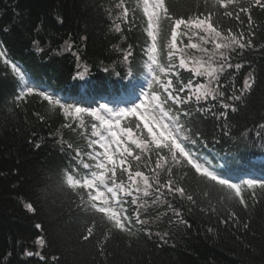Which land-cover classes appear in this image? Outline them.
I'll use <instances>...</instances> for the list:
<instances>
[{"label": "trees", "instance_id": "16d2710c", "mask_svg": "<svg viewBox=\"0 0 264 264\" xmlns=\"http://www.w3.org/2000/svg\"><path fill=\"white\" fill-rule=\"evenodd\" d=\"M119 2L0 0V47L23 67L34 85L52 94L81 98L93 93L98 98L118 99L132 93L124 85L140 78L144 52L150 44L142 5L138 8L137 0H125L124 7L129 9L125 18L123 9L116 7ZM165 4L171 19L159 22L158 59L162 65L174 67L169 75L161 76L162 81L207 84V77L191 71V61L188 68H181L179 60L184 53L208 59L197 49L186 47L190 40L209 53L214 45L203 44L198 35H183L188 31L183 25L176 49H170L169 44L175 19L207 15L214 11L212 0H165ZM229 10L237 9L230 6ZM250 14L251 23L245 13H240L239 20L220 17L221 30L230 28L252 41L251 47L228 52L231 67L226 66L219 83L211 85L224 95L198 103L193 98L174 106L190 113L182 115L181 121L192 134H199L196 146L219 153L227 165V171L220 172L235 177L239 174L233 170L236 164L253 163L257 157L264 163V129L259 127L264 125V8L253 5ZM169 51L176 53L171 59ZM80 73L84 79L79 78ZM249 74L255 82L241 95ZM187 94L188 90L180 93ZM234 95H241V100L230 99ZM225 103L237 110L224 108ZM221 112L227 115L221 116ZM81 118L83 124L81 119L66 117L37 93L18 99L17 81L0 59V264H264V189L259 187L243 188L242 205L237 197L222 198L219 185L190 167L175 166L172 178L195 202L166 188L161 189L163 195L144 196L134 190L133 196L120 193L130 217L135 216L139 204L147 203L140 209V219L147 223L140 225L133 219L130 233L115 229L103 214L83 204L64 183L69 170L86 171L73 159L75 149L91 163L87 153L93 149L88 143L97 139L91 133L92 124L98 121L86 113ZM134 123L135 118L128 117L121 126H133L138 138L140 130ZM122 138L134 155L140 154L126 136L122 134ZM96 151H102L99 145ZM155 159L154 155L150 161L144 157L141 164L140 170L150 177L153 173L144 163L154 168ZM120 179L130 183L117 169V182ZM166 179L167 173L161 172V184ZM157 195L160 199L154 204ZM134 198H138L137 204H131ZM27 203L35 211H29ZM88 228H92L91 236ZM40 239L43 245L38 243Z\"/></svg>", "mask_w": 264, "mask_h": 264}, {"label": "snow or ice", "instance_id": "6c2138e0", "mask_svg": "<svg viewBox=\"0 0 264 264\" xmlns=\"http://www.w3.org/2000/svg\"><path fill=\"white\" fill-rule=\"evenodd\" d=\"M205 2L207 3V0ZM124 4L125 0H120L116 7L123 9L121 16L126 18L129 9L124 7ZM141 5L143 13L148 19L147 35L152 41L150 48L147 50L149 63L145 65L150 77L147 83L149 90L144 91L141 85L139 86V91H137V85L133 80H129V83L124 85V88L131 90L136 95V99L139 100V103L133 101L130 107L113 108L109 107L107 103L100 104L96 109L74 107L62 102L61 99L55 98V94L47 93L42 87L31 84L29 82L31 78L28 77L25 70L16 63H12L9 59L4 60L5 65L11 64L13 74L21 82L19 85L21 92L18 99L36 92L53 109H61L66 117L81 119V124H83L81 117L82 114L86 113L99 122L98 124H92L91 135L97 137V139H91L88 143V147L93 149V152L87 153L88 160L91 163L85 162L80 150L75 149L73 159L77 160L81 169L86 171L69 170L64 176V183L80 197L83 204L95 212L103 214L115 229L129 233L131 232L129 225L133 219L135 223L140 225L147 223V221L140 219V209L146 208L147 203L139 204L135 211V216L130 217L124 207L126 201L119 195L120 193H123L124 196H133L134 190L137 193L142 192L144 196H152L153 193L163 195L161 189L166 188L169 193H179L181 196L186 195L189 201H193V196L187 194L185 188L180 187L177 181L172 178L175 166H180L181 168L190 167L202 178L219 185L222 190V198L232 200L237 197L242 205L245 204L242 186H246L248 189L257 187L264 189V180L249 178L242 179L239 183L233 182L231 178H225L220 171L212 168L208 161L202 162L201 155L197 150H194L197 143L200 142L199 134H192L186 124L181 121L182 115L187 117L190 113L174 109L175 105L187 104L193 98L198 103L209 96L212 99H216L217 95H224L223 92L211 87V85L214 82L219 83V74L223 73L226 66L231 67V64H228V52L235 51L237 48L251 47L252 41L251 39L246 40L243 33H235L230 28L226 32L221 30L220 17H234L239 20L240 13H245L248 15L249 23H251L250 8L253 5L264 8V2L262 0H251V3L248 4L243 3V0H212L214 11H210L207 15L200 14L188 19H175L171 30L170 49H176L177 47V37L181 35L178 30L181 25L188 29L183 35H198L203 44L212 43L214 45L213 50L209 53L207 48L200 44L192 43L190 40L186 47L197 49L206 55L208 59L205 60L203 57H196L187 53L180 57L179 67L188 68V61H191V71L197 76L208 78L207 84H197L195 86L192 85L191 80L187 83L176 84H174L172 79L162 81L161 75H169L174 65L165 66L160 63L156 41L160 20L163 18L171 19V16L165 0H137V7L139 8ZM230 6L237 10H229ZM220 9H224V11L221 13ZM214 16L216 19H213ZM193 29L199 31L193 32ZM117 30H119L118 25ZM200 33H203V35ZM180 51L183 53L184 50L180 49ZM175 54L174 51H169L168 56L171 59ZM5 55V51L0 50V57ZM130 55L131 52L125 55L124 59L127 60ZM236 67L239 68L240 65ZM85 72H87V69H85ZM79 78L84 79V74L80 73ZM254 82L252 75L249 74V78L244 81L241 95L250 91ZM153 85L158 87L154 88ZM193 87H195V91H192ZM186 90H188V94L181 96L180 93H184ZM241 95H234L230 99L241 100ZM223 107L230 108L233 112L237 110L236 107L227 103ZM220 115L226 116L227 114L221 112ZM128 117L135 118L134 127L140 130L138 138L133 132V126H121V121ZM259 127L264 129V125ZM117 128H119V132L115 130ZM122 134L126 136L127 141H130L132 145H135L136 149L140 150V154H133L132 148L122 138ZM257 135L259 136L260 133L258 132ZM113 142L116 144L114 151L111 150ZM97 145L103 151H96ZM67 147L71 149L72 145L68 144ZM116 153H119V159L116 158ZM153 155L156 158L154 168L149 163H144V166L148 167L149 171L153 173L150 177L144 171H141L140 168L143 158L147 157L150 161ZM129 157L136 163L133 164L128 159ZM117 169L120 170L121 176L127 175V180L130 183L126 185L123 179L117 182ZM161 172L167 173V179L163 184L160 182ZM253 195H255V192H253ZM137 199H132L131 204H137ZM159 199V195L155 196L153 203H157ZM25 207L29 211H35L31 203H27ZM175 214L177 216L180 215L179 212ZM181 222L183 223L184 221ZM87 231L88 235L91 236L92 228H88ZM87 238L85 237V239ZM38 243L43 245L44 240L40 239ZM29 255H32V253H29Z\"/></svg>", "mask_w": 264, "mask_h": 264}, {"label": "rangeland", "instance_id": "374dc122", "mask_svg": "<svg viewBox=\"0 0 264 264\" xmlns=\"http://www.w3.org/2000/svg\"><path fill=\"white\" fill-rule=\"evenodd\" d=\"M150 39H151V38H150ZM151 43H152V41H151ZM0 58L4 59V57H0ZM4 60H5V59H4ZM146 63H149V61H148V51H147V60L145 61V65H146ZM10 66H11V65H10ZM145 70H146V75H145L144 78H142V82H141V84H140V86L142 85L143 87H145L144 85L146 84V81L150 79V77L148 76V73H147V69H146V67H145ZM20 83H21V82H20ZM20 92H21V89H20ZM133 101H135L136 103H139V100H137L136 98H134L132 101L130 100V102L127 101V105L124 106V107L114 106L113 108H125V107H127L128 105L132 106V102H133ZM62 102H66V104L72 105V106H74V107H88V108H90V107H92L94 104H96V103L93 102L92 100H90V101H76V100H72V99H69V98H68V99H63ZM107 104H108L109 107H111L109 103H107ZM98 106H99V105H94V107H95L94 109H96ZM90 109H92V108H90ZM115 130L118 132L119 129L117 128V129H115ZM105 135H107V133H105ZM114 148H116V144L113 142V143L111 144V150H113ZM102 151H103V149H102Z\"/></svg>", "mask_w": 264, "mask_h": 264}]
</instances>
